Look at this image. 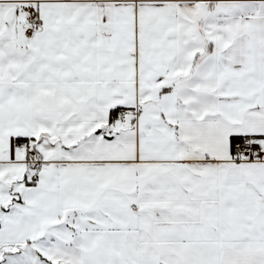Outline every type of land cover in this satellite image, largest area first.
<instances>
[{"label":"snow or ice","instance_id":"obj_1","mask_svg":"<svg viewBox=\"0 0 264 264\" xmlns=\"http://www.w3.org/2000/svg\"><path fill=\"white\" fill-rule=\"evenodd\" d=\"M0 264H264V0H0Z\"/></svg>","mask_w":264,"mask_h":264}]
</instances>
